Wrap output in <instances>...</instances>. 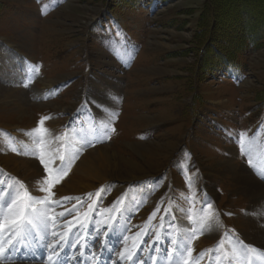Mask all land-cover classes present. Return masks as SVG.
<instances>
[{
    "label": "rangeland",
    "instance_id": "rangeland-1",
    "mask_svg": "<svg viewBox=\"0 0 264 264\" xmlns=\"http://www.w3.org/2000/svg\"><path fill=\"white\" fill-rule=\"evenodd\" d=\"M92 123L104 129L94 134L85 128ZM79 124L77 131L98 139L78 140L81 134H73ZM32 128L37 147L27 154L20 148L19 157L40 160L50 141L57 151L42 164L53 190L40 193L35 187L38 199L57 193L59 181L53 178L61 177L64 164L75 182L85 177L74 167L90 152L95 169L85 182L93 188L85 196L91 194L93 202L98 188L107 189L100 193L98 227L112 231L114 219H104L127 199L128 227H114L108 245L111 253L115 236L124 231L121 248H113L115 260L122 250L123 257L134 255L131 246L139 244V260H147L156 251L158 223L166 229L161 243L179 227L172 210L188 214L189 227L206 224L204 249L228 229L256 249L244 236L251 233L252 198L235 174L246 166L264 185L259 169H264V0H0L1 153L7 154L8 146L19 152V136ZM104 161L107 165H100ZM56 163L60 172L53 170ZM9 176L8 190L1 188L6 194L20 185L17 173ZM84 202L55 206L66 209L67 221L83 212L72 213L71 205ZM148 226L150 233L141 240ZM99 233L95 247L101 244ZM166 243L171 253L173 243ZM262 244L256 243L257 256H264ZM184 252L178 249L166 259L162 251L157 262L148 258L146 264H177L175 259L184 264ZM199 252L194 262L206 258ZM229 253L248 261L235 242ZM219 254L213 260L225 263Z\"/></svg>",
    "mask_w": 264,
    "mask_h": 264
},
{
    "label": "bare ground",
    "instance_id": "bare-ground-1",
    "mask_svg": "<svg viewBox=\"0 0 264 264\" xmlns=\"http://www.w3.org/2000/svg\"><path fill=\"white\" fill-rule=\"evenodd\" d=\"M4 99L8 100V98H6V97ZM21 107L22 106H20V108ZM21 109H22L21 111H24L23 107ZM100 116L103 117V115H100ZM30 131L31 132L28 135L22 134V136H19L20 139L17 140V143L20 146L18 148L19 152L12 151L10 149V147L8 146L7 147L8 153L2 154L1 153L2 149L0 148V164L2 166V167H0V224H6V227L0 228V244H5L4 242H2V240H6V243L12 244L13 239H15V237L18 235V232H17L18 226L16 227V224H12L11 221L17 220L18 217H20L24 214V197L27 196L28 197V204L30 205V207L34 206V205L36 206L34 213L37 216V220H36V223H34V224L31 223L30 225L37 227L39 229L38 231L40 233V239H42V241H43V243H45V245L47 244L49 246L45 249L46 259L44 260L43 263H40V264H53V263H55V261L57 260L58 257H59V259H61V257H63L65 255L64 253H62V256L58 255V252H59L60 248L63 246V244L65 243L66 238L69 234H71L73 237V240L71 243V248H70V250H71L70 255L74 258V257H76L75 254L80 253L82 251V239L84 236V230L87 229L91 235V234H94V232H98L102 228V227H100V228L98 227V222H97V220H95L98 217V216L95 217V215L98 213L94 210L87 212V214L83 217L76 218L77 221L74 223V226H70L71 222L68 224L69 226H64L63 225V223H64L63 219L66 216V213H65L66 209L59 210V208L56 209V206H55V205L59 206L62 203L65 204V202L69 203L71 201H74L76 203V201L82 200L85 197V195L87 194V192L92 191L93 185L85 182V178H88V173L91 174L92 169H95L94 163L90 162V160L88 161V156L93 152H90V154L87 153L85 156H83L80 159L81 163L79 162L74 167V169L77 170L80 175L82 173L85 175V177H83V178L81 177L82 178L81 180L75 182L74 179H71L72 173L68 171V165L64 164V167L62 166L63 169L62 170L60 169L61 170V177L60 178H62V180L60 179L58 182L59 186L57 188V193L53 195L54 197H52V198L49 197V200L38 199L39 194L33 192V189L35 187H37V186L39 187L40 193L53 190L51 187H47L48 179H46L45 170H44V168H42V164H43V160H46V158H48L49 156L56 155L57 151L56 152L54 151L55 147L51 148V143H53V142L50 141L49 142L50 148H48V146H47V149H46L47 151L43 153V156L40 160H38V158H33V160H32L30 158H26L24 155H23L24 158H23V156L19 157L21 155L20 152L24 151V153H26V152L32 151V149L37 147V145L35 144L34 128L30 129ZM88 132H89V130H88ZM76 133L81 134L80 137L75 136ZM73 135L77 139L80 138L78 140H80L84 144L91 143L92 140L98 139V137L97 138L96 137L90 138L89 135H86L85 133H82V131H77V130H74ZM73 135L70 136V134H69L68 139L71 140ZM81 137L84 140H86L87 142H84ZM69 140H68V143H70ZM71 145H72V143H71ZM71 145L69 147H71ZM20 148L23 150L20 151L21 150ZM255 149L258 150V147L256 146ZM70 151H71V149H70ZM72 151H73V149H72ZM257 153L258 152H256V154ZM102 154H103V152L101 151L100 155L104 159V156H102ZM94 159L96 160L98 158L94 157ZM261 159L262 158L259 157V160H260L259 162H261ZM84 161L87 162L88 165L85 164ZM91 164H92V166H91ZM104 164H105V166L107 165L105 161H104V163H101L100 165H104ZM57 165L58 164L56 163L55 166L53 167L54 172L56 169L55 167H57ZM105 166H103V167H105ZM79 167L81 170H79ZM259 169H261V171L264 172V169L262 167H260ZM56 171L60 172L57 169H56ZM12 172H14V173H12ZM15 173H17V176H19L21 180L24 178L23 182L26 185L19 178L15 177L20 183V185L19 184L17 185L19 189H15L12 191L10 189L9 194L4 193V191L2 192V190H3V189H1L2 187L8 190V188H6V185L9 183V181L11 179L10 176L7 177L8 174L10 175V174H15ZM235 175H236V181L239 184H241V185L243 184L246 186L245 188L242 189L243 192L249 194L248 198H250V197L252 198V201H251L252 206L250 208V217H251V227L250 228H251L252 234L251 233H250V235L245 234L244 236H245V238L249 239L250 241L251 240L254 241L253 244L256 247V249L258 248L256 246L257 241H260L261 243H263L262 246L264 247V201H263L264 195H261L264 193V185L262 183H260L258 180L254 179L250 174H248L246 166L240 167L239 171ZM92 177L95 179H99L100 175L93 173ZM22 188H25V190L23 192L22 191L20 192V190ZM10 192H11V194H10ZM30 194L34 195V199L32 198V196ZM75 196H76V198H75ZM13 201H15V203H13ZM51 202H52V204H51ZM127 212H128V215L133 213V211L130 210V208H129V203H128V207H127ZM172 212L174 213V215L176 214V216H177V217H175L174 221L178 220L179 227L178 228H173V227L171 228L173 231V237H171V238L169 237L168 239L174 245L175 235L177 234V231L179 232L177 251H178V249H180V250L182 249V251L184 252L185 251L184 248L187 247V249H186L187 252L186 251L184 252L185 257L182 255V258L184 260L183 263L187 264L189 262V260H191L192 263H188V264H207L206 258L204 260L201 259L202 261L194 262V257H196V254L199 251L204 249L203 248L204 242L202 241L203 239H201V238L204 235V228H206V224H204L202 226L196 225V224H193V225L190 224V227H189V223L191 222V220L189 219L188 214H186L185 212L184 213L180 212V211H172ZM61 213H63V215H60ZM148 213L149 212H147V213L141 212L139 215L145 216ZM86 216H88V220H87V218H84ZM53 218H55V220H53ZM112 220H113V218L110 220V223L112 222ZM207 221H210V220L208 219ZM17 222L21 223V220L19 219ZM191 223H193V222H191ZM131 224H133V223H131ZM117 226L120 227V222L118 225L111 223L110 228L112 231H110L108 233V238H109L108 241H110V239H111V235L114 231V227H117ZM85 227H87V228H85ZM125 227H126V225H122L123 230L125 229ZM13 228H14V232H16L17 234L11 236V240H9V236H10V233H12ZM124 231H122L121 234ZM158 231L160 233L155 232L153 235L155 236V238L157 240H159V243H160L162 240L161 237L163 236L162 234L164 233V231L163 232H162V230H158ZM53 233H56V235H53ZM61 236H63L65 239L61 240L60 239ZM94 239H95V236H93V238H91V236H90L89 248L91 247V242H93ZM118 239L121 241V239H124V236L116 235L114 242L116 243L118 241ZM140 242H141V240H140ZM19 243H20V240H19ZM164 244L165 243H163L162 245H164ZM5 246L6 245H4V246L0 245V249L2 248V250H3V251H0V264H17V263H12V260L9 257V255L4 254V253H6ZM116 246H117V243H116ZM52 247H55L57 249L56 255L52 254V251H51ZM126 248H128V247H126ZM215 249L216 248H213V250H214V251H212L213 254L218 253L219 252L218 250H220L219 248H217L216 250ZM111 253H112V250H111ZM111 253H110V255H111ZM224 253L226 256L229 257V255H227L225 251H224ZM129 255H131V253ZM132 255H131V257H132ZM134 255H135V252H134ZM5 256H7V259L4 258ZM48 256H52V259L51 260L47 259ZM128 256L122 257V259H123L122 261H124V258H125L126 261L128 262L129 261V259H127ZM230 257L233 260L232 264H245V263L247 264L248 263V261L245 259V257H241V258H240V256H230ZM150 260L156 261L155 258H152V257H150ZM186 260H187V263L185 262ZM2 261H4V263H1ZM175 261L177 264L180 263L179 259H175ZM258 261H261V264H264V256H257L255 264H257ZM26 264H36V263H26ZM110 264H111V262H110ZM112 264H116V263L113 262ZM134 264H136L135 260H134ZM149 264H152V263H149ZM212 264H225V263L224 262L223 263L222 262L217 263L213 260ZM230 264H231V262H230Z\"/></svg>",
    "mask_w": 264,
    "mask_h": 264
},
{
    "label": "snow or ice",
    "instance_id": "snow-or-ice-1",
    "mask_svg": "<svg viewBox=\"0 0 264 264\" xmlns=\"http://www.w3.org/2000/svg\"><path fill=\"white\" fill-rule=\"evenodd\" d=\"M45 168H47V165H45ZM262 178H264V177H262ZM59 179H60V177H54L53 178V180L54 181H57V182L59 181ZM13 203H15V201H13ZM60 215H63V213H61ZM19 219H22V216L18 217L17 220L11 221V223L12 224H16ZM53 220H55V218H53ZM28 224H31V221H28ZM3 227H6V224H0V228H3ZM16 234H17L16 232L10 233L9 240H11V236L12 235H16ZM53 235H56V233H53ZM60 239L61 240H64L65 238L63 236H61ZM66 243H67V241H66ZM17 244H19V239L16 241V243H13L12 244V248L13 249L16 248L17 247ZM45 247L47 248L49 246L46 244ZM11 250L12 249H9V251H11ZM0 251H3V250L0 249ZM51 251H52V254L53 255H56L57 254V249L55 247H52L51 248ZM4 258L7 259V256H5ZM47 259L51 260L52 259V256H48ZM127 259H129V260L132 259L131 255H129L127 257ZM55 264H64V261L60 260L59 257H58L57 260L55 261Z\"/></svg>",
    "mask_w": 264,
    "mask_h": 264
},
{
    "label": "trees",
    "instance_id": "trees-1",
    "mask_svg": "<svg viewBox=\"0 0 264 264\" xmlns=\"http://www.w3.org/2000/svg\"><path fill=\"white\" fill-rule=\"evenodd\" d=\"M212 39H213V36H212L211 34H209V35L207 36V38L205 39L204 46L206 47V48H205L206 51H207L209 45L211 44ZM206 51H205V52H206Z\"/></svg>",
    "mask_w": 264,
    "mask_h": 264
}]
</instances>
